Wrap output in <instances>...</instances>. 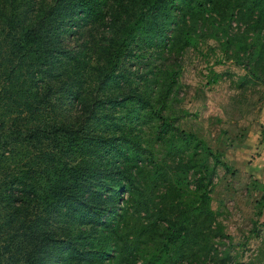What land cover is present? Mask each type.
<instances>
[{"label": "trees", "instance_id": "1", "mask_svg": "<svg viewBox=\"0 0 264 264\" xmlns=\"http://www.w3.org/2000/svg\"><path fill=\"white\" fill-rule=\"evenodd\" d=\"M207 38L264 70V0H0V264H241L172 109Z\"/></svg>", "mask_w": 264, "mask_h": 264}, {"label": "rangeland", "instance_id": "2", "mask_svg": "<svg viewBox=\"0 0 264 264\" xmlns=\"http://www.w3.org/2000/svg\"><path fill=\"white\" fill-rule=\"evenodd\" d=\"M243 57L207 38L167 62L177 72L176 125L202 138L229 166L227 172L215 168L210 207L230 252L241 264H264V70L251 74ZM140 62L143 71L153 58Z\"/></svg>", "mask_w": 264, "mask_h": 264}]
</instances>
